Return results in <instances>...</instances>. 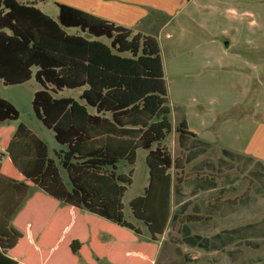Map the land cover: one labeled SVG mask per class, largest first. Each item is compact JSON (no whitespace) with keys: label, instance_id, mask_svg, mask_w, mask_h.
I'll list each match as a JSON object with an SVG mask.
<instances>
[{"label":"trees","instance_id":"1","mask_svg":"<svg viewBox=\"0 0 264 264\" xmlns=\"http://www.w3.org/2000/svg\"><path fill=\"white\" fill-rule=\"evenodd\" d=\"M39 1L0 0V80H36L34 113L66 149L56 161L28 126L6 127L20 112L0 97V264H152L171 218V170L178 190L192 180L184 158L162 145L172 111L159 40L64 4L53 19ZM66 89L82 90L79 99L58 97ZM176 132L184 155L196 135L185 121ZM139 149L148 151L149 184L130 207L147 243L124 215L135 169L117 172L121 161L136 165Z\"/></svg>","mask_w":264,"mask_h":264},{"label":"crops","instance_id":"2","mask_svg":"<svg viewBox=\"0 0 264 264\" xmlns=\"http://www.w3.org/2000/svg\"><path fill=\"white\" fill-rule=\"evenodd\" d=\"M49 1L56 7L68 5L159 40L171 122L176 127L185 121L196 137L184 155L178 147V156L185 161L184 173L192 180L182 183L178 190L174 169L171 170V218L165 233L156 241L152 264L192 263L185 261V256L177 258L179 249L166 239L170 224L188 210V188L193 198L200 197L206 206L205 218L183 228L184 244L207 252L233 244L242 235L240 228L210 238L192 234L214 218H225L240 210L237 200H225L227 205L215 211V202L221 199L214 194L218 181L195 176L215 178L228 169L220 179L224 185H232L234 179L229 172L234 170L252 169L250 173L255 177L263 174L264 0H40L38 7ZM249 2L256 3V15L249 9ZM58 13L57 7L56 16H49L57 19ZM6 127H11L10 123ZM177 143L179 146L178 133ZM204 193L205 198H201Z\"/></svg>","mask_w":264,"mask_h":264},{"label":"rangeland","instance_id":"3","mask_svg":"<svg viewBox=\"0 0 264 264\" xmlns=\"http://www.w3.org/2000/svg\"><path fill=\"white\" fill-rule=\"evenodd\" d=\"M256 6L255 2H249V9L255 15L257 13ZM40 8L48 15L55 17L57 14V7L51 1L47 5H41ZM40 89L41 86L34 78L30 82L18 86H5L0 80V97L10 101L20 112L19 120L11 122L10 126L17 128L21 123L28 126L48 145L50 157L58 161L57 154L61 150H65L66 147L56 142L53 131L47 129L39 121L33 110V97ZM81 91L66 89L60 92L58 97H73L79 99ZM175 118L174 114L173 121H175ZM173 123L171 122L172 132L162 142V145L166 146L175 157H179L176 127L173 126ZM217 126L219 127L218 124ZM212 152H216V150H212ZM147 154L148 151L139 149L135 166L131 167L126 162L121 161L117 169L119 174H128L131 168L135 169L132 185L128 186V192L123 203L126 221L135 227L141 228L143 231L142 235L139 236V242H148L150 240V233L144 223L134 217L130 202L132 199L142 196L145 188L149 184V168L146 164ZM216 157L213 160H216ZM227 171L228 169H225L224 172H219L217 175H214V179L219 183L214 194L221 197L222 200H237L240 203V210L225 218H214L199 231H192V234L199 235L202 238H210L222 231L240 228L242 232V235L240 234L241 237L237 238L233 244L226 248H221L217 252H207L198 247L184 244L183 228L186 224H180L179 220L183 219L186 214L205 218L204 207L206 206V203L201 204L200 197L193 198L191 194L192 190L188 188L186 189L190 202L188 210L178 221L170 224L166 235V239L175 243L179 249L177 258L185 256V260L187 257L192 262L191 264H264V169L260 170L263 172L261 177H255L254 174L250 173L252 169L234 170L229 172L233 175L232 179H234V184L224 185L220 176L221 178L222 176L224 177L228 173ZM36 192V189L32 190L29 197H32ZM202 196L201 198H205L206 193ZM102 241H112V239L109 236L102 235ZM100 264L109 263L107 260H102Z\"/></svg>","mask_w":264,"mask_h":264}]
</instances>
